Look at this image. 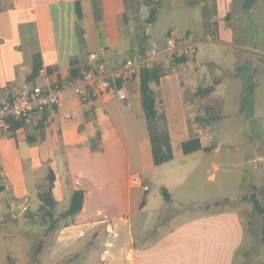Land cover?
<instances>
[{
    "label": "crops",
    "instance_id": "1",
    "mask_svg": "<svg viewBox=\"0 0 264 264\" xmlns=\"http://www.w3.org/2000/svg\"><path fill=\"white\" fill-rule=\"evenodd\" d=\"M95 1L0 0V100L27 81L34 54L40 56L41 67L47 71L46 76H37L44 78V86L68 78L72 59L82 69L89 66V54L96 53L112 71L127 57L140 55L130 28L120 33L119 19L126 14L124 1L98 0V20ZM232 1L213 0L220 32H230L221 25L230 16ZM194 79L191 72L171 70L154 87L173 154L172 160L160 166L152 162L138 77L127 84L125 101L113 96L81 104L69 91L63 94L62 106L34 114L14 136L0 138L3 195L13 218L37 209L40 202L37 198L34 210L30 187L37 197L36 182L45 179L49 167L56 172L52 190L56 208L60 200L69 204L73 191L84 193L81 211L56 225L49 259L78 264L74 261L77 256L93 250L91 264H235L246 234L238 211L210 208L220 199L183 200L175 195L192 170L183 168L190 154L182 153L181 143L194 136L203 146L213 143L208 125L204 129L193 114L196 99L185 95ZM65 108L75 112L74 119H64ZM40 121L43 128L36 130ZM218 170L210 164L206 181L215 182ZM133 172L148 183L147 191L130 186ZM153 186L161 192L149 194ZM172 222L178 225L165 230ZM81 241L84 244L75 247Z\"/></svg>",
    "mask_w": 264,
    "mask_h": 264
},
{
    "label": "rangeland",
    "instance_id": "2",
    "mask_svg": "<svg viewBox=\"0 0 264 264\" xmlns=\"http://www.w3.org/2000/svg\"><path fill=\"white\" fill-rule=\"evenodd\" d=\"M242 2L233 0L229 5L230 21H223L221 25L227 26L229 33L217 28L213 0H164L157 7L151 24L146 23L149 8L143 5V0H137L132 9L120 17L118 24L122 34L130 28V38L136 45L146 33V50L153 44L164 47L168 34L192 37L196 53L187 57L186 67L195 79L191 89H186V98L196 99L193 114L201 117L206 104L214 99L222 100L223 117L211 126L210 134L217 149L200 150L186 157L183 168L192 170L175 195L183 200L192 197L198 201L220 199L216 200L221 202L219 210L238 211L246 234L235 264H264V221L252 203L244 198L254 193L264 205V0H257L249 11L241 9ZM165 63L172 68V60L165 59ZM217 78L221 81L213 93L195 96L198 88L213 84ZM37 84L44 86V78L38 77ZM251 84L254 86L252 93L249 92ZM242 96L246 102L241 108ZM210 164L219 168L215 182L206 181ZM27 177L28 182L32 181L30 174L27 173ZM30 188L35 210L38 206L36 192L33 186ZM160 192L153 186L149 194ZM229 195L234 198L228 200ZM67 207L68 200H60L55 210L61 212ZM210 208L218 209L212 205ZM0 211H5L2 203ZM177 225L172 222L164 229H174ZM47 226L36 219L34 224L17 223L9 228L10 233L0 232V264H59L47 256L56 235V227L45 233ZM82 244L84 241L75 247ZM94 253L91 250L87 256H77L74 261L91 264Z\"/></svg>",
    "mask_w": 264,
    "mask_h": 264
},
{
    "label": "trees",
    "instance_id": "3",
    "mask_svg": "<svg viewBox=\"0 0 264 264\" xmlns=\"http://www.w3.org/2000/svg\"><path fill=\"white\" fill-rule=\"evenodd\" d=\"M126 4V10H131L133 7V3L137 0H123ZM144 4L149 8V14L146 19L147 24H151L154 21L157 7L162 4L164 0H143ZM257 0H243L241 4V9L243 11H249ZM98 0L94 3V14L96 19H99L98 12ZM125 16V15H124ZM229 15L227 20H229ZM171 35V34H168ZM189 36V34H185L183 37ZM147 35L144 33L140 37L139 49L140 55H143L147 49ZM139 55V56H140ZM187 58H174L172 59V68H168L165 63V59H158L154 61L150 66L143 67L140 70L138 79H139V92H140V105L142 112L144 114V118L147 123L148 130V138L151 147V155L152 162L154 166H160L172 160V148L170 144V139L168 135L167 122L165 115L162 111L158 109V91L154 89V87L159 86L160 78L164 75L168 74L172 71H181L185 72L186 69ZM41 67V60L38 54H34L32 56V71L30 75L27 77L26 82H34L35 78L38 76V70ZM80 67L78 65L77 60L72 59L70 61V69L68 72V78H77L80 76ZM220 79L217 78L213 81V84L206 86L204 88H198L194 94L198 97L209 96L211 93L215 91V87L220 83ZM116 82L119 84V80L116 79ZM254 86L251 84L249 86V92L252 93ZM94 100H90L88 103H93ZM246 102V98L242 96L240 106L243 107ZM87 104V103H86ZM222 100L214 99L212 102L208 103L204 107L203 116H196V121L198 123L208 125V130L212 131V125L222 119ZM25 120H12L9 124L7 130V136H14V134L19 131L23 125ZM41 121L38 126H36V130L42 129ZM212 134V133H211ZM213 136V135H212ZM216 142L208 146H203L200 139L196 136L191 137L190 139L183 141L181 143V151L184 155H188L194 153L196 151H210L214 148ZM56 181V172L53 168L49 167L47 175L45 179L41 182H36V190L37 198L39 200V206L33 212H28L21 216L20 218H13L10 213V206L8 204V200L4 197V183L3 179L0 176V203L3 204L5 211H0V232H9V228L12 226H16L17 223L21 221L30 222V224H34L36 219H39L43 225L48 224L45 228V233L48 231H52L55 229L56 225L60 220H66L68 218H73L77 215L83 205L84 193L82 190H75L71 194L69 199V204L66 210L56 214V199L52 193ZM163 196L166 200L169 199L168 193L163 190ZM245 199H248L254 208V210L261 214L262 220L264 221V205H262L256 195L254 193L249 196H244ZM221 202L216 201L212 204L214 207H220ZM207 207V206H206ZM15 224V225H14ZM264 232V227H263ZM264 240V238H262ZM239 252V251H238ZM242 253V252H241ZM246 254V253H245Z\"/></svg>",
    "mask_w": 264,
    "mask_h": 264
},
{
    "label": "built area",
    "instance_id": "4",
    "mask_svg": "<svg viewBox=\"0 0 264 264\" xmlns=\"http://www.w3.org/2000/svg\"><path fill=\"white\" fill-rule=\"evenodd\" d=\"M195 53V42L190 35L186 37L167 35L164 47L159 48L153 44L143 55L127 57L116 70L108 71L104 58L91 53L88 56L89 66L82 68L77 78L58 80L47 86L24 82L9 98L0 100V138L7 137L12 120H27L34 114L62 106L63 94L69 91L75 94L81 104H86L92 99L107 101L113 96L125 101V88L130 81L139 76L141 68L150 66L157 59L187 58ZM38 75L46 76V68L40 67ZM116 79L119 80V84ZM63 117L65 120L74 119L75 112L65 108ZM129 183L131 187L141 188L143 191L149 189L148 183L137 172L129 175Z\"/></svg>",
    "mask_w": 264,
    "mask_h": 264
}]
</instances>
